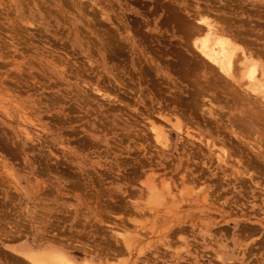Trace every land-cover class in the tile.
<instances>
[{
  "label": "rangeland",
  "instance_id": "obj_1",
  "mask_svg": "<svg viewBox=\"0 0 264 264\" xmlns=\"http://www.w3.org/2000/svg\"><path fill=\"white\" fill-rule=\"evenodd\" d=\"M203 17L264 65V0H0V264H264V93L193 50Z\"/></svg>",
  "mask_w": 264,
  "mask_h": 264
},
{
  "label": "bare ground",
  "instance_id": "obj_2",
  "mask_svg": "<svg viewBox=\"0 0 264 264\" xmlns=\"http://www.w3.org/2000/svg\"><path fill=\"white\" fill-rule=\"evenodd\" d=\"M242 1V0H241ZM248 1H251V0H248ZM244 10V9H243ZM237 13V12H236ZM192 14V13H191ZM177 15V14H176ZM198 15V14H197ZM196 15V16H197ZM245 15V14H244ZM196 16H193L194 18H196ZM202 15H200V17H201ZM205 16V15H204ZM206 16H207V14H206ZM209 16V15H208ZM236 16V15H235ZM181 17V16H180ZM227 17V16H226ZM233 17V16H232ZM240 17V16H239ZM241 17H242V14H241ZM199 18V17H198ZM209 18H211V17H209ZM208 18V19H209ZM179 19V18H178ZM201 19V21H203V27H199V26H197L196 27V29H195V32H192L191 30V34H193V33H195L196 35H194V39H193V41L191 42V44L194 46V48H193V50L195 49V50H197L198 52H199V54L205 59V61H208V63H210V64H212L213 66H215L216 68H217V70H219L220 71V73L222 72L223 74H221V76L223 75V77H224V74L226 75V77L228 76V78L229 77H231L232 79H233V81H235L237 84H241L240 83V81H243L242 79L244 78V79H246L245 81H246V83H245V88L243 89V90H245V91H247V92H249V91H251V94L254 92V93H256V95L257 94H259V95H261L260 96V98H262V96H263V93H264V65H263V63L257 58V56L254 54V52L252 53V52H250L249 50L247 51L246 49H248V48H246V49H244V47H242V45H240L238 42H236L232 37H230L229 35H228V33L227 32H225V31H222V30H220V29H218V26H217V28L214 26V24L212 23V21H209V20H207V19H205L204 17L203 18H200ZM180 20V19H179ZM213 20V19H212ZM198 21V20H197ZM218 21H219V19H218ZM218 21H216V22H218ZM222 21V20H221ZM238 21V20H237ZM239 21H241V20H239ZM188 21L186 20V23H187ZM214 23H215V20H214ZM184 24V23H183ZM196 24V23H195ZM194 24V25H195ZM198 24V23H197ZM202 24H200V25H202ZM219 24V23H218ZM243 24V23H242ZM241 24V25H242ZM190 25V24H189ZM189 25H188V27H189ZM193 25V26H194ZM228 25V24H227ZM185 26V25H184ZM191 26V25H190ZM192 26V27H193ZM225 26H226V23H225ZM230 26V25H229ZM228 26V27H229ZM236 26V25H235ZM227 27V26H226ZM237 27V26H236ZM191 28V27H190ZM233 29V28H232ZM183 30V29H182ZM189 30V29H188ZM225 30V29H224ZM230 30V29H229ZM238 30V29H237ZM233 32L235 31V30H232ZM185 32V31H184ZM250 33V32H249ZM264 34V33H263ZM237 35V34H236ZM188 37V36H187ZM234 37V36H233ZM237 37V36H236ZM238 39V38H237ZM240 39V38H239ZM238 39V40H239ZM190 40V39H189ZM254 40V39H253ZM189 43V42H188ZM247 44V43H246ZM245 45V44H244ZM249 45V44H248ZM188 47V46H187ZM264 51V50H263ZM263 51L261 52V53H263ZM258 54L259 56H261L262 54ZM263 57V56H262ZM179 58H181V57H179ZM201 58V57H200ZM203 59V60H204ZM196 62V61H195ZM201 62V61H200ZM237 63V64H236ZM206 64V63H205ZM195 65V64H194ZM206 66H208V64L206 65ZM238 66V67H237ZM182 67V66H181ZM236 70V71H235ZM217 74V73H216ZM218 75V74H217ZM216 75V76H217ZM214 76H215V74H214ZM220 76V75H219ZM211 77V76H210ZM218 78V77H217ZM216 78V79H217ZM221 78V77H220ZM228 78H226V79H228ZM201 79V78H200ZM224 79V78H223ZM222 79V80H223ZM198 80V79H197ZM211 80H213V79H211ZM220 80V79H219ZM222 80H220V81H222ZM230 81H232L231 79H229ZM228 80V81H229ZM214 81V80H213ZM216 81V80H215ZM218 81V80H217ZM224 81V80H223ZM223 81H222V83H223ZM230 81H229V84H230ZM219 82V81H218ZM187 83H188V81H187ZM221 83V82H220ZM228 83V82H227ZM232 83H234V82H232ZM236 83H234V84H236ZM244 84V83H243ZM242 84V85H243ZM198 85V84H197ZM226 85V84H225ZM232 85V84H231ZM230 85V86H231ZM203 86H204V84H203ZM229 86V85H228ZM240 86V85H239ZM238 86V87H239ZM244 86H241V87H244ZM207 87H209V88H211V86H207ZM237 87V88H238ZM204 88L206 89V87L204 86ZM205 89H203V91L205 90ZM208 89V88H207ZM206 89V90H207ZM224 89V88H223ZM214 91V90H213ZM219 91V90H218ZM226 91H227V88H226ZM190 92V91H189ZM200 92V91H199ZM229 92H232V91H230L229 90ZM240 91H238V93H239ZM242 92V91H241ZM244 92V91H243ZM204 93V92H203ZM233 93V92H232ZM253 93V94H254ZM205 94V93H204ZM204 94L202 95L203 97H204ZM250 94V95H251ZM195 95V94H194ZM194 95H192V96H194ZM209 95V94H208ZM235 95V94H234ZM232 96V97H238V96ZM243 95V94H242ZM245 95V94H244ZM243 95V96H244ZM249 95V96H250ZM258 95V96H259ZM200 95H199V93H198V96H197V99L199 100V97ZM201 96V97H202ZM252 96V95H251ZM245 97V96H244ZM264 97V96H263ZM193 98V97H192ZM195 98V97H194ZM233 98V99H234ZM239 98V97H238ZM243 98V97H242ZM217 99V98H216ZM246 99H249V98H246ZM250 99H251V97H250ZM256 99V98H255ZM201 100H203L202 98H201ZM253 100H254V98H253ZM244 101H245V98H244ZM252 101V100H251ZM262 101V100H261ZM195 102V101H194ZM202 102H204V101H202ZM210 102H211V100H210ZM237 102V101H236ZM255 102H256V100H255ZM263 102V101H262ZM235 105H237V104H235ZM203 106V105H202ZM228 106V105H227ZM257 107V106H256ZM260 107V106H259ZM258 108V107H257ZM205 109V108H204ZM207 109V108H206ZM209 109V108H208ZM247 110V109H246ZM249 110V109H248ZM248 110H247V112H248ZM250 111V110H249ZM252 111V110H251ZM258 112L260 111L259 110V108H258V110H257ZM263 110H261V112H262ZM211 112V111H210ZM252 112H254V111H252ZM260 112V113H261ZM224 113V112H223ZM250 112H248V116L250 115L249 114ZM263 113V112H262ZM168 114V113H167ZM253 114H255V115H257L255 112L253 113ZM253 114L252 115H250V116H252L251 118L253 119ZM259 114V113H258ZM263 115H264V113L262 114V117H263ZM245 117H248V116H246V114L244 115ZM229 117H231V116H229ZM237 117V116H236ZM258 117H259V115H258ZM238 118H242V117H238ZM170 119V118H169ZM246 119H248V118H246ZM166 120V119H165ZM232 120V119H231ZM234 120V119H233ZM243 120H245V119H243ZM249 120V119H248ZM254 120V119H253ZM257 121H259V119H256ZM255 120V121H256ZM263 120V119H262ZM237 121H238V123H239V120L237 119ZM237 121H232V122H235V124H236V122ZM246 122H247V120H245ZM250 121V120H249ZM254 121V122H255ZM256 121V122H257ZM241 123H243V121L241 122ZM173 125H174V128H178V130L179 129H181V122L176 118L175 119V121L172 123ZM232 124H234V123H232ZM234 124V125H235ZM244 124V123H243ZM247 124V123H246ZM246 124H244L245 126H246ZM250 124H251V122H250ZM249 124V125H250ZM260 124H263V123H261V121H260ZM259 124V125H260ZM243 125V126H244ZM236 126V125H235ZM252 126V125H251ZM262 127H263V125H261ZM239 127V126H238ZM151 128L153 129V131H154V135H155V138L161 143V144H164L165 142V139H164V134H162V130L159 128V127H157L156 128V126H155V124H154V122H151ZM253 128V127H252ZM264 128V127H263ZM262 128V129H263ZM182 129H183V127H182ZM181 129V130H182ZM188 128H186V130H185V134L187 135V136H189V137H191V138H194V136H195V134H190V132L187 130ZM244 129V128H243ZM246 129V128H245ZM248 129H250V128H248ZM255 129H256V127H255ZM241 131H243L242 129H241ZM252 131V130H251ZM250 131V132H251ZM182 132V131H181ZM253 132H255V131H253ZM263 132V131H262ZM242 133V132H241ZM232 134V133H231ZM238 134V133H237ZM246 134V133H245ZM262 134V133H261ZM194 135V136H193ZM254 135V134H253ZM237 136V135H236ZM238 136L240 137V135L238 134ZM242 136V135H241ZM264 136V135H263ZM263 136H262V138H263ZM182 137V136H181ZM254 137V136H253ZM195 138H196V136H195ZM197 140H199L200 142H203L202 141V137L200 138V136L198 137L197 136ZM243 138V137H242ZM256 138H258L260 141L262 140V138H260L259 136H258V134H257V137ZM190 139V138H189ZM206 139V138H205ZM238 139H241V138H238ZM208 140V139H207ZM207 140L206 141H204L203 143H204V145L207 147V149H208V152H212L211 153V156L214 154V156H215V160H216V166H217V169H219V170H222V174H226L225 173V171L226 170H228V166H229V168H230V174H229V172H228V175H233L234 177H240V178H242V180L244 179L243 177H245L244 175H246V174H248V173H250L248 170H247V168L242 164L243 162H240V160H236L235 161V159H236V157H235V159H234V161H235V163L236 164H229L228 163V161H227V159H229V156H230V154H228V152L227 151H225V149L221 146L220 148H218V149H214V143H208L207 142ZM259 141V142H260ZM186 142V141H185ZM258 142V141H257ZM196 143V142H195ZM262 143V142H261ZM201 145V144H200ZM203 145V146H204ZM249 145V144H248ZM258 145H259V143H258ZM164 146V145H163ZM215 146H216V144H215ZM205 147V148H206ZM211 147H213V148H211ZM203 148V147H202ZM186 150V149H185ZM203 150V149H202ZM253 150V149H252ZM236 151V150H235ZM254 151H256V148L254 149ZM258 151L259 152H257V153H259V155H261L262 154V152L260 153V150L258 149ZM232 152V151H231ZM185 153V152H184ZM232 154V153H231ZM258 155V154H257ZM258 155V157H261L262 159H264L262 156H259ZM263 155V154H262ZM210 156V155H209ZM213 156V157H214ZM236 156V155H235ZM253 157V156H252ZM231 158V157H230ZM233 158V157H232ZM253 159V158H252ZM250 160H251V158H250ZM214 161V160H213ZM212 161V162H213ZM233 161V160H232ZM263 161V160H262ZM246 162V161H245ZM251 162V161H250ZM260 162V161H259ZM264 162V161H263ZM233 163V162H232ZM258 162H255V164H257ZM203 164H205V162H203ZM246 165L248 166L249 164L248 163H246ZM261 165V164H260ZM239 166H241L242 168L240 169L239 168ZM253 166V165H252ZM252 166H250L249 165V167H252ZM256 166H258V165H256ZM259 167V166H258ZM260 167H262V166H260ZM253 168L255 169V167L253 166ZM205 172V171H204ZM203 174V173H202ZM190 175V174H189ZM227 175V174H226ZM249 175V174H248ZM252 175V174H251ZM153 176V175H152ZM181 176V175H180ZM200 176V175H199ZM250 176V175H249ZM248 176V177H249ZM218 177H220V176H218ZM233 177V178H234ZM250 177H252V178H254L253 177V175L252 176H250ZM194 178H195V176H194ZM199 178V177H198ZM225 178V177H224ZM235 178V179H236ZM247 178V177H246ZM252 178H251V180H252ZM164 179V178H163ZM230 179V178H229ZM249 179V178H248ZM216 180V179H215ZM217 181V180H216ZM202 183V182H201ZM222 183H224V182H222ZM229 183V182H228ZM242 183V182H241ZM250 183V182H249ZM216 186V185H215ZM259 187V186H258ZM156 190V189H155ZM260 190L262 191V193H264V187H260ZM155 193V192H154ZM207 194V193H206ZM260 194V193H259ZM157 195V194H156ZM155 195V196H156ZM159 196H161V195H159ZM258 196H260V195H258ZM157 197V196H156ZM150 198V197H149ZM154 198V197H153ZM217 198H218V196H217ZM150 199H152V198H150ZM159 199H160V197H159ZM158 199V200H159ZM203 200L204 201H206L207 200V198H206V196H203ZM246 200V199H245ZM262 200V199H261ZM154 201V200H153ZM161 200H159V202H160ZM148 202H150L149 200L147 201V203ZM155 202V201H154ZM235 202V201H234ZM228 203V202H227ZM226 203V204H227ZM151 203H149L148 205H150ZM159 204H161V203H159ZM158 204V205H159ZM263 204H264V199H263ZM154 206V205H153ZM232 206V205H231ZM262 207V206H261ZM233 208V207H232ZM260 208V207H259ZM244 209V208H243ZM253 209H255V208H253ZM234 210H235V208H234ZM242 210V209H241ZM238 210L236 209V212H237ZM240 211V210H239ZM254 211V210H253ZM217 212H219V210L217 211ZM222 212V211H221ZM248 212V211H247ZM252 212V211H251ZM223 213V212H222ZM244 214H245V212H243ZM258 213H260V212H258ZM223 215V214H222ZM255 214H249L248 215V217H246L245 218V220H251L253 217L255 218V220H256V222L254 223L255 224V227H253V228H251L250 229V227L252 226L251 224V226L249 227V225L248 224H246V225H242L240 228H241V230H242V232H246V236L248 237V234H250L251 235V233H253V235H257V232H258V234H260V236H259V239L257 240L256 239V241H258V242H261V243H263V245H262V247L264 246V216H262V217H255L254 216ZM220 217V216H219ZM222 217V216H221ZM244 220V219H243ZM238 223H239V221H238ZM238 225H240V224H238ZM240 233H241V231H240ZM244 233H243V235H244ZM256 233V234H255ZM242 234V233H241ZM126 235V234H125ZM249 235V236H250ZM127 236V235H126ZM242 236V235H241ZM240 236V237H241ZM125 237V236H124ZM245 237V236H244ZM122 241H125L124 239H123V237H122ZM129 242V241H128ZM120 243V242H119ZM120 244H125V250L127 249H129V244H127V242L125 241L124 243H120ZM255 244V243H254ZM258 244H260V243H258ZM258 244H257V247L255 246V249L256 248H258ZM117 245V244H116ZM87 246V245H86ZM85 245H84V247H86ZM120 246V245H119ZM122 246H124V245H122ZM252 246H253V244H252ZM67 247V246H66ZM115 247V246H114ZM90 248V247H89ZM110 248V247H109ZM124 248V247H123ZM246 248V247H245ZM249 248V247H248ZM252 248V247H251ZM250 248V249H251ZM97 249V248H96ZM244 249V248H243ZM253 249V248H252ZM251 249V250H252ZM260 249V248H259ZM262 249V248H261ZM260 249V250H261ZM122 250H124V249H122ZM240 250V249H239ZM238 250V251H239ZM91 251H92V249H91ZM117 251V250H116ZM256 251H258V250H256ZM248 252H249V250H248ZM247 252V253H248ZM254 252V251H253ZM122 253V252H121ZM126 253V252H125ZM244 252H242V254H243ZM250 253V252H249ZM262 253H264L263 251H262ZM118 254H120V253H118ZM260 254V253H259ZM21 255L24 257V258H26V260H28L29 262H31V264H95V263H91L89 260H84V261H81V262H78V261H76L74 258H71L70 256H68V254H66V252H63V251H59V250H50V251H45V249L44 250H42V251H36V252H34V251H24V252H22L21 253ZM251 255V254H250ZM253 255V254H252ZM248 257V256H247ZM246 257V258H247ZM250 257V256H249ZM255 257H257L256 256V253H255ZM220 258V257H219ZM244 258V257H243ZM252 259H254L253 257H252ZM254 260H257V258H255ZM259 260V259H258ZM257 260V261H258ZM245 261V260H244ZM253 262V261H252ZM260 262V261H259ZM228 264H230L229 262H228ZM247 264V263H246ZM262 264H263V262H262Z\"/></svg>",
  "mask_w": 264,
  "mask_h": 264
},
{
  "label": "snow or ice",
  "instance_id": "obj_3",
  "mask_svg": "<svg viewBox=\"0 0 264 264\" xmlns=\"http://www.w3.org/2000/svg\"><path fill=\"white\" fill-rule=\"evenodd\" d=\"M203 23V21H201Z\"/></svg>",
  "mask_w": 264,
  "mask_h": 264
}]
</instances>
